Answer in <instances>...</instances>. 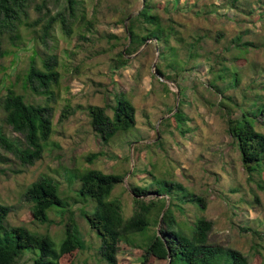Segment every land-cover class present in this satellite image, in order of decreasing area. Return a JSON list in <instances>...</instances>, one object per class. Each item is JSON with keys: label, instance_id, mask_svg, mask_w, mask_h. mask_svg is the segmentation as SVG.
I'll return each instance as SVG.
<instances>
[{"label": "rangeland", "instance_id": "rangeland-1", "mask_svg": "<svg viewBox=\"0 0 264 264\" xmlns=\"http://www.w3.org/2000/svg\"><path fill=\"white\" fill-rule=\"evenodd\" d=\"M119 1H80L78 13L86 12L87 19L92 18L98 3V17L92 31L86 29L87 20L67 17L72 22L71 33L58 22L44 37V25L50 18L45 14L68 15L66 0H29L27 15L0 26V128L13 140L24 142L23 135L4 121L1 99L10 90L32 94L33 103L52 107L53 122L43 158L33 165L22 164L0 144L4 157L0 161V204L10 207L5 226H23L32 233L47 235L60 249L65 223L71 214L77 220L78 235L84 242V249L77 256L78 264H108L100 255V236L86 217L95 210V202L90 198L75 201L79 176L100 169L124 177L123 182L115 185L112 198L121 200L127 216L133 207L130 186L144 187L150 196H156V190L165 191L173 183L183 186L184 192L180 188L172 192L206 196L207 209L199 213L213 221L210 243L251 255L256 243L264 245V191L247 181L240 155L224 130L222 117L206 100L214 99L206 90L208 64H198L195 70L181 74L177 81L169 80L156 70L160 59L157 45L155 51L151 49L139 57L147 46L144 45L129 56V63L114 68L118 51L128 47L125 32L129 19L144 3V0ZM182 1L188 5L196 1L200 6L212 2L225 4L228 9L221 11L231 10L228 14L234 17L242 12L238 8L230 9V0ZM252 1L256 16L260 5L264 9V0ZM126 5L132 13L121 22L122 8ZM263 9L260 15L264 17ZM178 17L199 16L184 11ZM260 58L264 59L261 54ZM45 60L56 61L53 67L60 72L59 82L44 93L27 91L24 77L29 65L35 62L44 69ZM229 67L232 79L240 72L242 78L250 75L249 84H264V67L247 71L236 63ZM166 72L171 74L172 70L166 68ZM195 81L199 83L197 95L193 92ZM119 92L135 105L137 123L111 141H105L93 130L89 107L114 104ZM65 108L70 113L61 121ZM43 176L58 182L65 205L53 206L48 210L47 220L40 221L31 216L33 202L27 200L26 192ZM187 207L192 215L198 213L194 205ZM247 225L260 230L261 236L242 228ZM3 236L1 231L0 237ZM38 254L37 249H27L16 264H34ZM118 259L122 264L141 263L133 247L119 251Z\"/></svg>", "mask_w": 264, "mask_h": 264}, {"label": "trees", "instance_id": "trees-1", "mask_svg": "<svg viewBox=\"0 0 264 264\" xmlns=\"http://www.w3.org/2000/svg\"><path fill=\"white\" fill-rule=\"evenodd\" d=\"M28 1L0 0V26L27 15ZM80 1L66 0L68 15L64 12L45 14L50 18L44 25V37L58 22L71 33L72 22L67 17L73 20L80 17L82 22L87 20L86 29L92 31L98 17V3L90 16L94 21L87 19L86 12L78 13ZM253 2L230 0V9L242 11L241 16L234 17L228 14L231 10L221 11L228 9L225 4L215 2L200 6L196 1L188 5L182 0H144L138 13L129 19L125 32L128 47L118 51L114 68L129 63V56L144 45L147 46L139 57L151 49L155 51L157 45L160 59L156 70L169 80L177 81L181 74L207 63L206 90L214 99L206 100L222 117L224 130L240 155L247 181L264 191V84H249L250 75L242 78L238 71V76L234 74L236 77L232 79L229 67L233 63L246 71L264 67V59L260 58V54L264 57V17L260 15L263 7L260 5L256 9L255 16ZM127 7L122 8L121 22L132 13ZM184 11L199 17H178ZM54 65L56 61L45 60L42 69L32 62L24 77L25 89L44 93L57 84L61 75ZM166 68L172 73H167ZM198 85L195 81V95L200 92ZM33 96L10 90L1 99L5 123L22 134L24 142L13 140L0 128V144L24 165H33L43 158L53 132L52 107L33 103ZM69 113L70 109L65 108L60 120ZM89 115L93 130L105 141H111L137 123L136 107L123 92L116 94L114 104L91 105ZM3 160L0 152V161ZM123 181V176L100 169H91L79 176L75 201L90 198L95 202V210L86 217L90 227L100 236V255L108 264H122L118 253L130 247L140 258V264H264L262 244L256 243L250 255L237 248L210 243L213 221L199 213L207 209L206 196L172 192L174 188L184 192L183 186L173 183L168 184L165 191L156 190V196H150V191L144 187L130 186L133 207L127 216L121 200L112 198L115 185ZM26 198L33 202L32 218L40 221L47 220L48 210L53 206L65 205L58 182L48 176L33 182ZM188 204L194 205L198 213L192 215ZM9 212L10 207L0 204V232L4 231V236L0 237V264H16L27 249L39 250L34 264H78L77 256L84 249V242L78 235L73 215L70 214L65 223V236L57 249L47 235L32 233L23 226L6 227ZM242 228L261 236L260 230L249 225Z\"/></svg>", "mask_w": 264, "mask_h": 264}, {"label": "water", "instance_id": "water-1", "mask_svg": "<svg viewBox=\"0 0 264 264\" xmlns=\"http://www.w3.org/2000/svg\"><path fill=\"white\" fill-rule=\"evenodd\" d=\"M162 220V219H161Z\"/></svg>", "mask_w": 264, "mask_h": 264}]
</instances>
